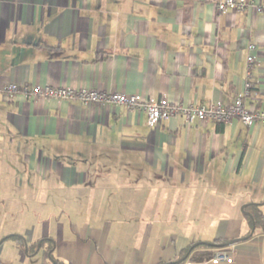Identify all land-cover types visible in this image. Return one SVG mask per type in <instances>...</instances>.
Returning a JSON list of instances; mask_svg holds the SVG:
<instances>
[{"label": "crops", "instance_id": "1", "mask_svg": "<svg viewBox=\"0 0 264 264\" xmlns=\"http://www.w3.org/2000/svg\"><path fill=\"white\" fill-rule=\"evenodd\" d=\"M218 1L0 0V185L18 187L0 188V264H264V229L245 218L248 205L264 216V122L150 129L122 105L3 92L229 104L254 44L245 105L264 109V16L218 13ZM201 244L232 261H193Z\"/></svg>", "mask_w": 264, "mask_h": 264}, {"label": "built area", "instance_id": "2", "mask_svg": "<svg viewBox=\"0 0 264 264\" xmlns=\"http://www.w3.org/2000/svg\"><path fill=\"white\" fill-rule=\"evenodd\" d=\"M218 13H226L230 10L236 13L253 12L264 16V4L256 0H220L215 5ZM247 77L243 89L229 104L221 101L209 104L182 105L171 101L165 96L159 99H142L135 94L101 91L91 88L74 89L65 86H27L16 83L8 84L3 92L9 96H22L25 99L37 103L41 99L77 100L84 105L99 106H125L129 110H140L146 114V125L153 129L161 120L181 117L186 126L207 121L214 123H226L233 119L241 121L246 126H252L257 122H264V109L246 107L245 100L253 97L255 84L250 80V69L257 61L255 55L256 46H247ZM215 262H231L232 259L223 251H217L212 257Z\"/></svg>", "mask_w": 264, "mask_h": 264}, {"label": "trees", "instance_id": "3", "mask_svg": "<svg viewBox=\"0 0 264 264\" xmlns=\"http://www.w3.org/2000/svg\"><path fill=\"white\" fill-rule=\"evenodd\" d=\"M254 208L256 209V205H248L245 209L250 212L256 227L260 226L264 229V216L259 212L258 213L251 212L252 209H254ZM245 218L251 224V219L248 216H246ZM189 251L190 252L187 256H189V255L192 256L191 259L193 261L201 262V261L210 260L213 257V255L215 254V252L222 251V250L219 248H216V247H211L208 244H201V245H197L193 248H189ZM186 253L187 252H185V254ZM56 264H63V263L57 261Z\"/></svg>", "mask_w": 264, "mask_h": 264}, {"label": "rangeland", "instance_id": "4", "mask_svg": "<svg viewBox=\"0 0 264 264\" xmlns=\"http://www.w3.org/2000/svg\"><path fill=\"white\" fill-rule=\"evenodd\" d=\"M3 155H7V152L6 153H0V159L3 157ZM16 156H17V154H16ZM16 170L17 169H11V172H15ZM0 188H1L2 192H5V191L11 192V190L13 192L18 191V187L16 185H10L8 183L1 184Z\"/></svg>", "mask_w": 264, "mask_h": 264}, {"label": "water", "instance_id": "5", "mask_svg": "<svg viewBox=\"0 0 264 264\" xmlns=\"http://www.w3.org/2000/svg\"><path fill=\"white\" fill-rule=\"evenodd\" d=\"M246 215L251 219V222H252V231H253L254 230V227H255L254 220H253L252 216L249 213H246ZM237 240H240V239H237ZM228 244H231V243H228ZM24 245H25L24 248H25V251H26V243L25 242H24ZM211 245L214 246V247H222V246H224V245H218V244H211ZM38 248H39V245H38ZM51 262L52 263H55L53 260H51Z\"/></svg>", "mask_w": 264, "mask_h": 264}]
</instances>
